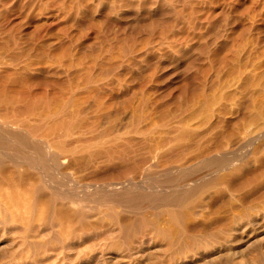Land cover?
I'll list each match as a JSON object with an SVG mask.
<instances>
[{"label":"bare ground","instance_id":"bare-ground-1","mask_svg":"<svg viewBox=\"0 0 264 264\" xmlns=\"http://www.w3.org/2000/svg\"><path fill=\"white\" fill-rule=\"evenodd\" d=\"M97 1L108 13L124 6L150 13L151 0ZM15 48L9 60L0 53L3 78L14 84L0 95V242L6 237L0 264H203L226 247L230 230L206 221L212 195L188 201L246 169L239 150L250 151L251 139L264 135L251 130V118L264 124L262 109L251 115V98L245 121L230 130L214 123L211 131L203 129L219 115L215 107L228 100L234 81L250 78L251 60L238 61L223 78L229 60L220 58L219 65L199 66L201 77L175 85L166 73L126 74L117 69L122 63L99 57L59 58L44 43ZM32 50L39 51L38 59L30 57ZM8 68L14 72L7 74ZM29 82L37 88L27 87ZM118 110L129 123L112 129L111 113ZM150 110L159 111L160 125L180 134L154 147L144 138L149 156L133 160L131 142H118L127 131L156 129ZM102 117H109L105 129L96 125ZM115 150L123 153L119 164H92L86 172L81 152ZM152 168L166 177L147 180ZM196 219L204 222L190 224Z\"/></svg>","mask_w":264,"mask_h":264},{"label":"rangeland","instance_id":"rangeland-1","mask_svg":"<svg viewBox=\"0 0 264 264\" xmlns=\"http://www.w3.org/2000/svg\"><path fill=\"white\" fill-rule=\"evenodd\" d=\"M142 9L124 6L108 13L97 0H0V53L9 60L18 51L15 47L44 43L46 52L53 49L59 58L99 57L105 63H122L117 69L126 74L166 73L175 85L187 76L201 77L199 66L219 65L220 58L229 60L222 67L223 78L232 75L238 61L249 59L250 78L234 81L228 100L215 107L214 112L220 111L219 115L215 113L203 129L211 131L214 123L221 131L230 130L237 121H245L250 98L251 115L255 109L264 111V0H151L150 13L142 14ZM178 47L184 52H178ZM30 52L31 58H39L38 50ZM12 68H8L7 74L14 72ZM4 74V70L0 71V95L14 86L3 78ZM30 86L37 88L34 82L27 87ZM111 114L115 116L112 129L124 128L129 123L126 112L118 110ZM147 114L159 123L156 129L147 134L127 131L118 142H131L134 150L129 156L133 160L149 156L148 147L142 144L144 138L147 145L154 147L180 134L174 127L160 125L159 111L150 110ZM109 124V117L96 123L99 129ZM250 127L254 133L264 130V124L257 125L252 118ZM93 136L87 135L88 139ZM249 147L248 152L246 147L239 150L245 157L246 169L230 182L219 183L188 201L194 203L211 194V217L206 221L211 228L223 225L230 230L225 238L226 247L207 257L203 264H264V258L259 257L264 248V135L252 138ZM81 156L88 173L92 164L102 169L115 167L123 153L84 151ZM62 172L61 175L67 174ZM145 175L149 181L166 177L159 168H152ZM146 206L148 203L143 202ZM243 210L247 217L232 219L233 213L242 214ZM146 212L153 209L147 208ZM203 222L196 219L190 224Z\"/></svg>","mask_w":264,"mask_h":264}]
</instances>
